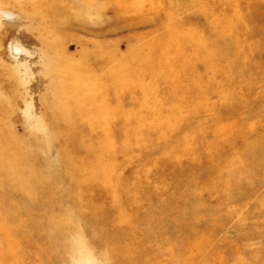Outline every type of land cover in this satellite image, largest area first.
I'll return each instance as SVG.
<instances>
[{"label":"rangeland","instance_id":"374dc122","mask_svg":"<svg viewBox=\"0 0 264 264\" xmlns=\"http://www.w3.org/2000/svg\"><path fill=\"white\" fill-rule=\"evenodd\" d=\"M0 264H264V0H0Z\"/></svg>","mask_w":264,"mask_h":264}]
</instances>
